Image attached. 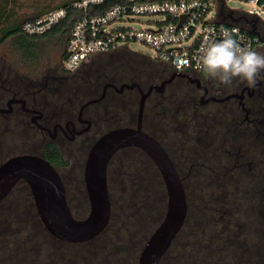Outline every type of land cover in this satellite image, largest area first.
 <instances>
[{
	"label": "flooded vegetation",
	"instance_id": "1",
	"mask_svg": "<svg viewBox=\"0 0 264 264\" xmlns=\"http://www.w3.org/2000/svg\"><path fill=\"white\" fill-rule=\"evenodd\" d=\"M53 41L63 47L57 57L40 55L36 59H39L37 63L31 59L25 63L19 61L17 64L10 65L8 62L4 66L0 65V165L20 154L45 157L61 175L68 201V178L59 169L67 167L69 160L76 156L78 140L101 122L108 123V131L116 127L136 126L138 108L136 112L133 106L137 101L136 91H139L140 98V89L147 91L150 86H164L163 91L154 88L146 99L143 129L146 131L147 121L160 129L162 137H169L161 142L146 131L163 145L174 161L185 186L187 200V183L194 181L197 187L207 189L206 192L201 189L202 193L217 206L220 205L223 214L233 208L239 212L240 200L243 199L245 212L250 210L260 221L256 212L264 209V80L254 88L239 79L225 86L218 85L201 73L192 76L200 79V83H197L177 72L169 63L153 59L156 61L153 68L142 72L145 80L142 83L133 80L126 71H112L105 76L101 86H94L95 82L89 74L100 68L99 63L92 61L94 57L89 60L92 62H86L76 72H68L64 68L67 46L57 39ZM262 51L264 53V47ZM107 53L108 57L118 55L114 51ZM133 83H136V87L122 88L124 84ZM186 87L192 90L194 99L184 102L183 106L180 104V94L184 93ZM205 88L207 95L203 98ZM164 94L168 97L169 124L165 120L166 110H162L161 105L160 97ZM211 97L224 99L206 101ZM178 124L187 128L185 135H176L172 131L176 130ZM164 129H171V133ZM22 143L24 149L17 150V145ZM32 144L40 148L31 149ZM49 145L58 150L60 162H57L59 159L54 153H47ZM140 150L159 171L151 157ZM175 152L181 155V161L188 166L187 174H183ZM49 156L56 161H52ZM252 168L253 173L249 174V178L241 179V171ZM159 174L165 184L160 171ZM21 184H25L35 203L30 186L25 180H20L4 199L0 209ZM231 215L236 216L237 213ZM255 223V228L259 230L257 234L264 233V226L258 221ZM233 226V223H229V227ZM258 240L261 241L259 236Z\"/></svg>",
	"mask_w": 264,
	"mask_h": 264
},
{
	"label": "rangeland",
	"instance_id": "2",
	"mask_svg": "<svg viewBox=\"0 0 264 264\" xmlns=\"http://www.w3.org/2000/svg\"><path fill=\"white\" fill-rule=\"evenodd\" d=\"M65 1L1 0L6 6L4 17L9 16V23L16 18H23L34 12L46 11L50 9L51 5H61ZM228 5L236 10L247 12L253 10L257 12L261 18L259 28L264 32V10L259 5L242 0H229ZM158 18L155 15H145L138 18V21H132L129 25L141 27ZM122 25H124V22H116L114 26ZM14 41V37L10 36L0 44L1 66L8 62L12 65L19 63V61L25 63L26 60L30 61L32 59L24 55L16 47ZM128 46L136 52L147 55L154 54L150 47L140 42H131ZM40 49L37 58L42 55L49 58L59 56L63 47L58 42L46 40L43 41ZM116 51L131 53L122 48ZM114 58L112 57L110 60L108 57L107 68L101 66L99 70L95 69V71L90 72L89 76L93 79V82L101 83L105 76H108L112 71H123L124 68H127L125 67L126 63H119V61H122L121 58ZM38 60L33 59L36 63ZM109 61L111 64H109ZM139 95V91H136L137 101L133 105L136 112L139 105ZM126 123L121 122V124ZM107 131L108 123L106 122L93 126L87 135L78 140L77 154L69 160V165L59 169L68 178V202L71 210L74 216L80 219L85 218L90 212V202L84 179L88 152L91 145ZM176 135L179 134L176 133ZM23 144L17 145V150H23L22 147L25 146ZM39 148L40 146H37V144L31 146V149ZM176 156L183 174H187L188 166L181 161V155L176 153ZM110 162L111 164L109 163L108 166V187L112 203V214L108 228L104 232L91 242L82 244L80 242H62L55 239L44 228L35 203L29 195V190L25 184H21L17 186L13 195L3 203L0 209V263L138 264L140 252L147 242V238L165 216L168 199L166 186L164 183H159V171L152 170L147 159L142 155L139 156V153L135 150L122 149ZM252 170L253 168L242 170L241 179L246 180L245 178H249V174L253 173ZM193 182L187 183L190 216L186 228L172 247L169 248L170 250L161 264L264 263V246L258 240L257 235L259 230L249 222L250 217L245 212L243 199L240 200L241 208L239 212L233 208L230 213L223 214L220 205L217 206L213 200L210 201L209 198H206L205 193H202L201 189L204 190L205 188L197 187ZM206 191L207 189H205ZM215 207L219 210L215 211L213 209ZM232 213H237V215H231ZM238 220V224L242 222L246 225L245 229H238ZM229 223L231 225L233 223L234 226L228 227ZM216 229L222 232L224 236L222 237L221 233L217 234ZM207 235H212L211 237L215 240L218 239L212 245H217V248H219L209 256V260H206L205 257L207 256L206 252H210L205 243L208 238ZM224 237H229L227 246L223 245ZM260 260H262V263Z\"/></svg>",
	"mask_w": 264,
	"mask_h": 264
},
{
	"label": "built area",
	"instance_id": "3",
	"mask_svg": "<svg viewBox=\"0 0 264 264\" xmlns=\"http://www.w3.org/2000/svg\"><path fill=\"white\" fill-rule=\"evenodd\" d=\"M228 1L126 0L101 10L107 0H75L26 21L22 30L31 35L42 34L69 18L71 30L66 42L69 55L64 60L68 72H76L97 54L140 42L154 51L147 56L192 77L202 73L197 69L200 49L209 39H221L223 29L235 30L234 39L242 46L260 53L264 47L259 14L233 9ZM242 1L255 3L264 10V0ZM145 15L159 18L141 27L129 25ZM116 22L124 25L115 27Z\"/></svg>",
	"mask_w": 264,
	"mask_h": 264
},
{
	"label": "water",
	"instance_id": "4",
	"mask_svg": "<svg viewBox=\"0 0 264 264\" xmlns=\"http://www.w3.org/2000/svg\"><path fill=\"white\" fill-rule=\"evenodd\" d=\"M68 55L69 53L64 59H67ZM175 75L176 73L173 77ZM188 78L200 83L198 78ZM135 85L136 83L124 84L122 88H134ZM154 88L163 91L164 86H150L147 91L140 89L136 126L113 128L102 134L91 146L84 171L90 202V212L85 218L74 216L66 198L61 175L48 159L37 154L16 155L0 165V206L14 186L20 180H25L32 191L39 217L53 236L68 242L93 239L107 228L111 219L109 163L118 151L127 147H138L145 151L158 167L168 195L165 216L143 246L138 264H160L185 224L188 200L182 178L171 156L158 140L143 129L146 99ZM206 95L205 88L203 98ZM210 99L224 98L211 97L206 101Z\"/></svg>",
	"mask_w": 264,
	"mask_h": 264
},
{
	"label": "trees",
	"instance_id": "5",
	"mask_svg": "<svg viewBox=\"0 0 264 264\" xmlns=\"http://www.w3.org/2000/svg\"><path fill=\"white\" fill-rule=\"evenodd\" d=\"M73 1H75V0H66L61 5H55V6L51 5L50 9H47L46 11L45 10L39 11L40 13L39 12H34V13L30 14V15L24 16L23 18H19V19L16 18V19L12 20V22L9 23V21H10L9 16L7 15V17H4L6 6L0 0V44L6 38H8L10 36H13L14 40H15L14 42H15L16 47L20 51H22L24 55H27L29 58H32V59L35 60V59H37V55H38V53L41 50L40 48H41V45H42L43 41L57 39V40H59L62 43L67 42V38H68V36L70 34V30H71V20L69 18L67 20H64L60 24L52 27L50 30H48V31H46V32H44L42 34H34V35L27 34V33H25L22 30V26L28 20L38 18L39 16H41V15H43V14L49 12V11H52L54 9H57V8H60V7H66L70 3H72ZM123 1H126V0H107L106 4L101 6V10H105V9H107L108 7H110L113 4H116L118 2H123ZM51 7H53V8L51 9ZM122 49H124L125 51H130L131 53L127 54L126 52H117L116 51V53L118 55H116L114 59H116V58L120 59L121 58L120 60H122V61L121 62L119 61V63H123V62L126 63L125 67H127V68H124L123 71H126L127 73H130L132 75V77H133V80H136L137 82H141V83H142V81L144 82L145 80L143 79V73L142 72L144 70L153 68V64H155L156 61H154L152 58H150L146 54H143L141 52H136L134 50H131L128 47H123ZM106 55H108V53H106L104 55L103 54L97 55L96 57L93 58L92 61L99 63L100 67L102 66L103 68H107V66H108V56H106ZM111 58L112 57H109L110 60H111ZM109 64H111L110 61H109ZM139 78H142L143 80H140ZM94 82H95L94 86H101L100 82H96V81H94ZM160 99L162 100V103H161L162 110H166V113H167V118L165 119L166 123L169 124L170 115H169L168 97L164 94V95H162L160 97ZM193 99H194V93L192 92V90H190L187 87H186V90L184 91V93L180 94V104H182L183 106H184V102L189 101V100L193 101ZM192 105H193V108L195 109L196 108L195 104L193 103ZM145 128H146V131L149 134H151L155 138L159 139L161 142H163V141H165L166 139L169 138V137H162L161 134H160V132H161L160 129H158V127H156V126H153L151 123H149L147 121L145 123ZM186 129H187L186 127L179 126V124H178L176 126V130L173 129L172 131H174L175 133H178L181 136V135H185ZM164 130L167 133L168 132L171 133V129H170V131H168V129H164ZM166 142L168 144L169 140H167ZM47 149H48L47 153H49L51 151L52 153H54L56 155V157H58L59 160L57 162L61 161L60 155H59L58 150L56 149L55 146L49 145ZM127 149L128 150L130 149V150L137 151L139 153V156L142 155L144 158L147 159V161L151 165L152 170H154L155 172H158L156 170V168H155V165L149 160V158L145 155V153L142 152L140 149H137V148H125L124 150H127ZM50 158H51L52 161H56V160H54V158L52 156ZM110 164H111V162H110ZM159 183H163L161 181L160 175H159ZM214 210L218 211L216 208ZM251 211H253V210H251ZM230 212H231V210H229V213ZM247 213H248V216L250 217V221L249 222H251L252 226H254L256 224L255 223L256 221L260 222L259 224L261 226H264V209L257 210V212H256L257 217L260 219V221L256 217H254V215L252 214V212H250V210H247ZM189 216H190V210H188L187 220H188ZM187 220H186L181 232L179 233L177 238L173 241L172 245L176 242L178 237L185 230L186 225H187ZM237 225L239 226L238 229H241V228L245 229V227H246V225L243 224L242 222H240V224H237ZM107 228H108V226H107ZM216 231L218 232L217 234L221 233L220 235L222 237L224 236L223 233L219 232L218 229H216ZM212 235H207L208 238L206 239V242H205L206 243V247H208L209 251H210V252H206V255H207V256H205L207 258L206 260L210 259L209 256L214 251L219 250V248H217V245L216 246L212 245L214 242H216L218 240V239L215 240V238L211 237ZM257 235L259 236V239H261L260 242L264 246V233L261 232V234H257ZM229 237H224V239H223V245L224 246H227V242H229L228 241ZM231 242H233V240H231ZM172 245H171V247H172ZM257 249H260V248H257ZM169 250L163 256L160 264L163 262V260L167 256ZM258 258H261V257H258ZM260 261L262 263V260H260ZM262 264H264V263H262Z\"/></svg>",
	"mask_w": 264,
	"mask_h": 264
},
{
	"label": "clouds",
	"instance_id": "6",
	"mask_svg": "<svg viewBox=\"0 0 264 264\" xmlns=\"http://www.w3.org/2000/svg\"><path fill=\"white\" fill-rule=\"evenodd\" d=\"M235 34V30L223 29L221 39H209L200 49L197 69L218 85L239 79L254 88L264 80V53L242 46Z\"/></svg>",
	"mask_w": 264,
	"mask_h": 264
}]
</instances>
